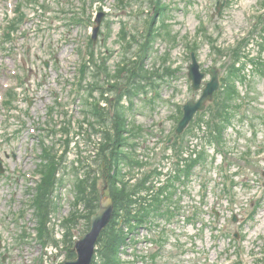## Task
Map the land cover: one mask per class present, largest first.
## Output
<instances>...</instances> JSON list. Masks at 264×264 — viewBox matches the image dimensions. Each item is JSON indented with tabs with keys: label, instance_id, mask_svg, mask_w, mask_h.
I'll use <instances>...</instances> for the list:
<instances>
[{
	"label": "rangeland",
	"instance_id": "rangeland-1",
	"mask_svg": "<svg viewBox=\"0 0 264 264\" xmlns=\"http://www.w3.org/2000/svg\"><path fill=\"white\" fill-rule=\"evenodd\" d=\"M161 3L166 7V27L160 28L161 35L148 45L142 59L144 69L155 75L141 83L144 89L121 97L129 83L125 73L117 78L118 65L129 55L125 50L134 55L142 48L141 34L148 29V16L154 9L148 0H0V264H62L69 251L61 224L72 209L76 178H85L90 168L97 178L98 194L103 191L105 178L99 162L92 160L100 135L80 128L83 99H78L73 87L87 59V43L98 13L103 16L91 46L92 59L111 75L106 87L109 104L99 100L110 109L120 95L117 105L128 108L124 119L130 134L134 131L128 136L130 148L134 147L128 149V158L145 162L130 174L125 168L129 166L124 165L123 180L134 187L154 169H167L169 156L175 160L176 152L204 154L184 181H165L151 189L146 185L151 197L165 189L155 200L158 203L164 196L168 199L151 216L148 242L127 243L120 249V260L123 264H254L259 253L264 264V0ZM8 22H14L11 31ZM123 28L128 35L120 42ZM167 30L171 33L168 37L164 35ZM235 50L240 53L238 62L232 54ZM190 53L204 73L202 87L211 78L210 70L216 68L219 84L225 79L238 94L230 102L223 140L214 146L209 127L202 121L191 123L194 125L180 135L182 139L172 137L165 143L176 127L180 108L200 96V90H192L187 78ZM234 62L236 72L231 67ZM89 65L96 70L93 63ZM100 82L106 86L105 79ZM3 85H10L14 94L11 105L5 104L9 91ZM48 87H53L55 94ZM54 95L73 109L69 112L72 124L67 126L68 147L63 142L64 132H56L67 118L63 113L62 120L58 113L61 109ZM94 96L100 95L95 92ZM216 101L220 106L218 93L201 112L207 124L212 121L208 108ZM47 113L53 115L51 120ZM198 113L193 121L200 118ZM55 117L62 124H54ZM137 125L143 127L141 136ZM45 126H51L57 135L46 136L51 130ZM41 139L63 159L56 175L62 185H55L52 196L57 209L48 216L51 223L45 245L35 236L34 213L27 198L34 186ZM229 177L228 186L224 185ZM85 227L84 221L74 227L72 240L83 235Z\"/></svg>",
	"mask_w": 264,
	"mask_h": 264
},
{
	"label": "trees",
	"instance_id": "trees-1",
	"mask_svg": "<svg viewBox=\"0 0 264 264\" xmlns=\"http://www.w3.org/2000/svg\"><path fill=\"white\" fill-rule=\"evenodd\" d=\"M142 2V0H139ZM144 1V0H143ZM149 4L153 6V12L149 14L148 19V29L143 33L142 38H144V42L141 47L144 48L142 55H145V51L147 50L150 41L154 39L157 35H159V27H155L158 20L161 21V25L164 22V10L165 5L161 3V0H148ZM16 27V25H15ZM10 31L14 28V23L10 26ZM145 34V35H144ZM128 33L123 28L121 30V39L125 40ZM132 39H134L132 37ZM128 47L130 46L129 42H127ZM236 53L232 52L235 62L239 61L240 53L235 50ZM239 56V57H238ZM233 63L231 67L236 72V63ZM132 67L136 69L135 76L139 77V80L146 79V72L142 64V59L139 61H132ZM259 65V63L257 62ZM257 64L255 66H257ZM128 67V64L122 68L123 72L125 68ZM243 67V66H242ZM102 67H98V72H102ZM233 72H229L231 75ZM107 77H109V73L105 71ZM235 77V73L233 74ZM96 79V76H94ZM131 81L130 88L125 90V93L130 94L131 90L138 89L140 81ZM97 82V81H96ZM229 82H225V79L222 80V85L220 90L218 91V100H220V106L217 105V101L210 105L208 108V113L212 116V121H210L209 128L213 127V130L216 132L213 136L215 142H221L222 139V131L224 129V123L229 119L230 114L228 113L230 102L234 97H237V91L235 87H232L228 84ZM93 116L96 119V123L103 125L102 120V111L99 110V107H93ZM202 116V115H201ZM110 131L104 129L101 130L103 132V142L100 145L98 152V160H100V168L102 169V176L106 178L109 185L110 197L113 201L114 205V214L113 219L110 224L106 227V229L102 232L99 241H98V249L96 250L95 260L93 264H121L120 259L118 257V250L120 246L124 243V233L120 227V222L123 224H128L132 219H138L141 221L143 217H145L148 212L145 208H140L137 210L136 214H132V205L134 204V200L132 198L131 189L127 188V186L122 185L121 187L117 186V176L112 174V170L115 171V166H119L124 160L126 156H121L120 148L126 143V137H124V133L126 130V121L124 119V114L121 109L117 107L114 109V112L111 113L110 118ZM212 125V126H211ZM94 131H96L94 125L91 126ZM49 151H44L42 158V163L38 165L37 172L41 174V180L36 185L35 195H34V207L36 208V216L39 218V236L43 237L44 233L47 232L46 229V218L48 216V212L52 209V192L54 190L55 185V176L58 167V161L49 154ZM194 163V162H193ZM193 163H191L193 165ZM104 164V165H103ZM192 165H189L190 168ZM97 180V179H96ZM93 177H88V183L86 181L80 182L77 185V197L78 201L83 202L85 213L79 214L78 212H73L67 217L64 221L63 226L66 228V241L68 248V258H72L74 256L72 250V243L70 241L71 236V225H75L80 218H84L86 222V230L88 229V221L89 217L92 213H94L98 207V192H97V183ZM99 259V262H96V259Z\"/></svg>",
	"mask_w": 264,
	"mask_h": 264
},
{
	"label": "water",
	"instance_id": "water-1",
	"mask_svg": "<svg viewBox=\"0 0 264 264\" xmlns=\"http://www.w3.org/2000/svg\"><path fill=\"white\" fill-rule=\"evenodd\" d=\"M102 18V13H100L97 17V25L94 28L93 39H95L98 25ZM211 72V80L207 82L202 89V93L200 98L197 101H187L183 106V117L178 123L176 133H181L183 129L187 126L193 115L197 111H201L205 108L206 103L211 102L213 100L214 94L218 88V70L216 68H212ZM188 78L191 80L192 88L194 90H198L200 88V84L204 73L200 72L199 65L196 62L194 56L192 55V61L188 66ZM108 195V192L105 193ZM102 194L100 195V197ZM113 214V203L112 200L107 197L105 200H100L98 210L91 215L90 217V228L89 231L80 236L74 242V252L75 258L72 260H66L63 264H91L92 257L94 254L95 244L103 231V229L108 225L112 218Z\"/></svg>",
	"mask_w": 264,
	"mask_h": 264
}]
</instances>
